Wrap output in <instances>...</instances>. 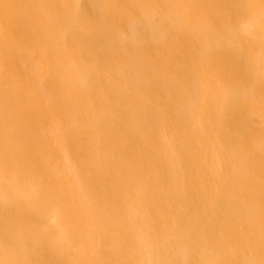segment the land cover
<instances>
[{
    "label": "bare ground",
    "instance_id": "6f19581e",
    "mask_svg": "<svg viewBox=\"0 0 264 264\" xmlns=\"http://www.w3.org/2000/svg\"><path fill=\"white\" fill-rule=\"evenodd\" d=\"M263 26L264 0H0V264H264Z\"/></svg>",
    "mask_w": 264,
    "mask_h": 264
},
{
    "label": "rangeland",
    "instance_id": "374dc122",
    "mask_svg": "<svg viewBox=\"0 0 264 264\" xmlns=\"http://www.w3.org/2000/svg\"><path fill=\"white\" fill-rule=\"evenodd\" d=\"M244 20H245V22H249L250 20H252V18H247V20L245 18ZM262 28H264V26ZM239 40L242 41V40H246V39H243L242 37H239ZM152 47H154V46H152ZM152 47L150 48V51L151 52L153 51V48ZM21 69L24 70L23 67H21ZM29 72L32 73V71H29ZM32 74L35 75L39 80L40 79L43 80V78H44V77L41 76V74H38V73H32ZM258 127H260V126H258ZM261 128L264 130V127H261ZM53 138L58 143V146H57V148H58V151H57L58 154L61 155V156L63 155V158L67 159L69 157L68 148L66 146H61V144H62V138H61V136L60 135H54ZM59 147H61V150L59 149ZM59 161L62 162L61 159H59ZM68 165L70 166V171L68 172L66 168H65V171H67L69 175L74 173L75 176H78L80 174L79 171H78V165H77L76 162H71V164H68ZM87 223H88V225H92V223L90 222V219L88 220Z\"/></svg>",
    "mask_w": 264,
    "mask_h": 264
}]
</instances>
